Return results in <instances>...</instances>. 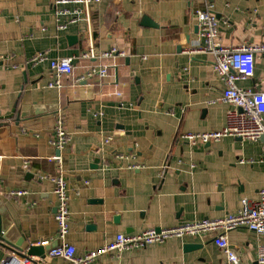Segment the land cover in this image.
<instances>
[{
  "label": "crops",
  "instance_id": "0c3cea01",
  "mask_svg": "<svg viewBox=\"0 0 264 264\" xmlns=\"http://www.w3.org/2000/svg\"><path fill=\"white\" fill-rule=\"evenodd\" d=\"M206 1L215 5L221 44L264 42V0H101L90 7L89 21L83 12L66 29L58 28L55 0H0V114L16 113L0 120V202L12 220L11 242H19L23 251L40 245L46 256L62 242L49 179L60 170L51 160L59 154L53 144L58 110L73 136L61 154L70 194L66 240L77 255L100 248L120 232L223 216L237 212L243 197L258 198L264 188L261 140L228 136L193 145L181 137L220 129L232 108L222 99L225 85L212 56L186 52L198 37L195 12L205 9ZM59 7L84 10L82 4ZM112 47L125 55L100 57ZM91 48L97 57H83ZM44 51L50 59L72 58L73 73L62 77L60 89L49 86L55 79L49 61L29 63ZM102 64L108 65L106 77L79 80ZM236 84L264 90V54L256 55L254 76ZM24 106L30 108L28 116L18 120ZM127 152L137 155L142 168L115 159L116 153ZM14 190L27 192L11 195ZM228 238L241 264L256 263L262 239L255 232L237 228ZM188 244L195 247L187 249ZM9 256L0 245V264ZM31 256L44 262V256ZM224 260L214 237L202 234L105 253L90 264ZM46 263L68 264L57 257Z\"/></svg>",
  "mask_w": 264,
  "mask_h": 264
},
{
  "label": "built area",
  "instance_id": "2783aa9c",
  "mask_svg": "<svg viewBox=\"0 0 264 264\" xmlns=\"http://www.w3.org/2000/svg\"><path fill=\"white\" fill-rule=\"evenodd\" d=\"M101 0H55L56 16L59 29H66L69 25L76 23L84 12L86 19L91 17L90 7ZM119 3L122 0H112ZM82 4L84 10L75 8H61L60 5ZM214 3L206 1V8L195 12L198 37L195 44L188 48L189 55L204 53L212 56V66L217 76L223 81L225 87L223 91V101L232 105L226 113V123L220 129L206 132H185L181 137L190 144H208L218 142L224 137H238L244 140H261L263 143L264 162V90L254 91L250 88L237 86L239 79L251 78L255 74L256 55L264 54V42L250 43L244 42L238 46H225L220 42L219 21L214 10ZM70 15V19L61 21L62 16ZM125 52L117 47H112L100 54L101 58H117L124 56ZM85 58H96L93 48L84 53ZM49 61L54 72L55 79L49 84L50 87L62 88V77L73 73L71 57H58L50 59L48 52H38L29 59V63L37 65ZM108 73V65H98L91 67L79 80L104 78ZM53 144L59 154L51 157L58 163L59 172L49 179L54 183V194L56 197L55 220L57 222V236L62 242L52 247L47 256L40 260L29 257L19 259L14 256L15 262L6 264H48V258H63L68 264H90L99 256L109 252L120 254L124 250L143 248L150 244H162L168 239L184 238L186 236H196L209 234L214 237V241L225 255L224 264H241L239 254L231 247L228 233L237 228H247L255 232L262 243L259 248L255 264H264V188L259 191V196L255 200L248 197L241 199V208L237 212H230L223 216L208 217L202 220L186 221L173 227H149L134 233H117L114 240L102 245L100 248L90 250L83 255L76 254L74 244L66 240L70 231V194L67 181L63 175V156L61 152L71 143L73 136L66 129L64 114L58 110L54 125ZM115 159L122 163H127L131 169L142 168L137 160V155L131 153H116ZM241 163L245 160L241 159ZM105 166H109L105 164ZM26 190H14L11 195H23ZM42 244L47 243L41 242ZM39 258V257H38ZM38 261V262H36ZM36 262V263H34Z\"/></svg>",
  "mask_w": 264,
  "mask_h": 264
},
{
  "label": "water",
  "instance_id": "95a60500",
  "mask_svg": "<svg viewBox=\"0 0 264 264\" xmlns=\"http://www.w3.org/2000/svg\"><path fill=\"white\" fill-rule=\"evenodd\" d=\"M198 29V28H197ZM77 39V36L75 35H70L69 36V40L71 42H74L76 41ZM28 109L30 110V108H26V106H24L22 108V110L20 112H17L19 113L18 116H17V119L20 120L22 118H25L28 116ZM43 109L42 108H36L35 111L36 113H42L44 111H42ZM50 110H53L52 108ZM16 116V113H11V114H6V115H1L0 114V120H8V119H12ZM242 139V138H240ZM12 224V220L8 214L7 211H5L4 209H2V204L0 202V245L2 247H5L7 248L10 253H13V254H16L18 256H22V257H29L30 255H38L40 257H43L45 255V249L42 248V246L40 245H32L28 251H23L20 247H19V242H11L10 239H9V229H10V226ZM195 246H193L192 244H188L186 246L187 249H192L194 248ZM15 262V258L14 256H9L7 258V262Z\"/></svg>",
  "mask_w": 264,
  "mask_h": 264
}]
</instances>
